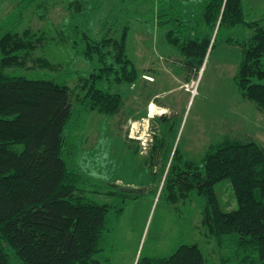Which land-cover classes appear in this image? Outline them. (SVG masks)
<instances>
[{
  "label": "trees",
  "instance_id": "16d2710c",
  "mask_svg": "<svg viewBox=\"0 0 264 264\" xmlns=\"http://www.w3.org/2000/svg\"><path fill=\"white\" fill-rule=\"evenodd\" d=\"M30 1L20 0L18 6ZM103 1L70 0L68 34L32 27L0 33V264H109L94 253L105 216L115 205L86 195L98 191L97 184L78 166L77 144L67 138L82 112L120 111L121 93L99 83L131 82L137 76L126 53V21L118 36L106 27V18L96 31L92 27ZM262 4L264 9V0ZM164 22L171 24L166 40L185 56L182 65L188 73L197 74L212 42V47L216 41L240 45L236 86L264 111V19L246 20L242 0H206L197 17L177 14L158 20ZM245 29L251 33L244 34ZM52 39H70L74 52L89 62L83 94L53 78L5 72L10 66L55 69V62L36 53ZM173 153L178 156L176 149ZM225 177L237 200L230 211L220 209L214 192V183ZM164 187L172 201L192 191L204 197L201 224L219 246H228L227 260L264 264V145L225 135L208 147L201 166L189 160L171 166L161 191ZM226 259L209 262L192 243L166 255L138 258L135 264H226Z\"/></svg>",
  "mask_w": 264,
  "mask_h": 264
},
{
  "label": "rangeland",
  "instance_id": "374dc122",
  "mask_svg": "<svg viewBox=\"0 0 264 264\" xmlns=\"http://www.w3.org/2000/svg\"><path fill=\"white\" fill-rule=\"evenodd\" d=\"M18 1L0 0V33L25 27L69 33L70 0H31L22 7ZM40 1H45L43 7L37 6ZM205 2L105 0L92 24L96 31L106 18V27L118 36L120 24L126 21V53L137 71L131 82L99 83L121 93L120 111H84L67 130V138L77 144L78 166L97 184L98 191L88 190L86 195L115 205L105 216L99 250L94 253L101 263L135 264L138 258L166 255L180 244L192 243L209 262L226 259L230 253L201 224L203 196L192 191L172 201L169 189L161 191L171 166L185 160L201 166L208 147L225 135L250 137L264 145V111L242 96L234 80L241 46L216 41L212 47V42L195 75L182 65L185 56L166 40L171 24L158 23L177 14L195 18ZM242 4L246 20L264 19L262 0H242ZM216 30L217 26L212 38ZM36 53L55 62V69L10 66L5 72L53 78L67 83L73 93H84L81 83L90 64L74 52L70 39H52ZM214 192L221 210L237 208L229 177L215 182ZM226 264L235 263L226 259Z\"/></svg>",
  "mask_w": 264,
  "mask_h": 264
},
{
  "label": "built area",
  "instance_id": "2783aa9c",
  "mask_svg": "<svg viewBox=\"0 0 264 264\" xmlns=\"http://www.w3.org/2000/svg\"><path fill=\"white\" fill-rule=\"evenodd\" d=\"M193 91V90H192Z\"/></svg>",
  "mask_w": 264,
  "mask_h": 264
},
{
  "label": "crops",
  "instance_id": "0c3cea01",
  "mask_svg": "<svg viewBox=\"0 0 264 264\" xmlns=\"http://www.w3.org/2000/svg\"><path fill=\"white\" fill-rule=\"evenodd\" d=\"M152 105V104H151Z\"/></svg>",
  "mask_w": 264,
  "mask_h": 264
}]
</instances>
